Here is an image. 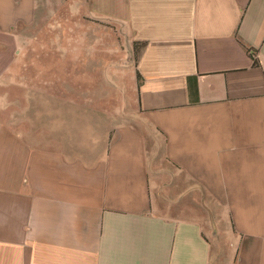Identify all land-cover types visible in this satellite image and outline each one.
I'll list each match as a JSON object with an SVG mask.
<instances>
[{"label":"crops","instance_id":"crops-1","mask_svg":"<svg viewBox=\"0 0 264 264\" xmlns=\"http://www.w3.org/2000/svg\"><path fill=\"white\" fill-rule=\"evenodd\" d=\"M41 1L72 91L29 83ZM0 264H264V0H0Z\"/></svg>","mask_w":264,"mask_h":264},{"label":"rangeland","instance_id":"rangeland-1","mask_svg":"<svg viewBox=\"0 0 264 264\" xmlns=\"http://www.w3.org/2000/svg\"><path fill=\"white\" fill-rule=\"evenodd\" d=\"M44 3L46 5V1ZM45 5L42 1L40 2L38 12V26L40 27L37 26V30H35L37 38L45 41L44 43H35L28 52H24L28 55L22 57H31L29 71H33V78L29 83L36 88L49 87L52 91H72L74 90L73 75L76 59L75 44L79 37H88L87 28L84 29L83 25H78L74 15L69 16L68 14L69 12L76 13L75 2L70 3V6L61 7H58L57 3L50 7ZM46 40L55 44L52 43L51 47L45 48ZM80 41L83 42V40ZM61 43L67 44L68 47L62 46ZM88 55L86 52V56ZM49 65V74L43 76V67Z\"/></svg>","mask_w":264,"mask_h":264}]
</instances>
